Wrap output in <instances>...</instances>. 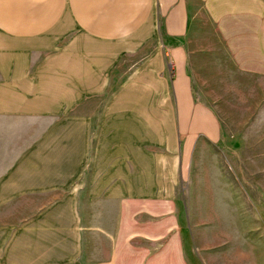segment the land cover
<instances>
[{
    "label": "crops",
    "instance_id": "crops-1",
    "mask_svg": "<svg viewBox=\"0 0 264 264\" xmlns=\"http://www.w3.org/2000/svg\"><path fill=\"white\" fill-rule=\"evenodd\" d=\"M257 95L264 0H0V264H192L187 174Z\"/></svg>",
    "mask_w": 264,
    "mask_h": 264
},
{
    "label": "rangeland",
    "instance_id": "rangeland-1",
    "mask_svg": "<svg viewBox=\"0 0 264 264\" xmlns=\"http://www.w3.org/2000/svg\"><path fill=\"white\" fill-rule=\"evenodd\" d=\"M223 103L239 149L187 174L192 264H264V100ZM213 104V102H210ZM222 106V104H221Z\"/></svg>",
    "mask_w": 264,
    "mask_h": 264
}]
</instances>
